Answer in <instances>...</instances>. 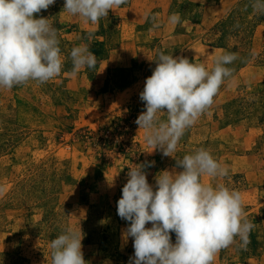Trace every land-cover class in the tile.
Returning <instances> with one entry per match:
<instances>
[{
	"label": "rangeland",
	"instance_id": "1",
	"mask_svg": "<svg viewBox=\"0 0 264 264\" xmlns=\"http://www.w3.org/2000/svg\"><path fill=\"white\" fill-rule=\"evenodd\" d=\"M64 3L55 0L35 14L58 29L62 74L0 89V264H50L49 242L79 225L87 264H129V222L117 214L129 167L150 165L153 186L161 171L182 170L161 151L147 153L135 123L146 110L139 94L156 66L149 58L160 51L208 68L218 54H238L228 65L235 82L225 81L175 155L203 147L228 165L221 182L243 193L255 224L246 251L230 246L214 264H264V15L251 9V0H128L90 25L64 12ZM172 13L181 24L167 23ZM81 43L97 66L73 77L69 53Z\"/></svg>",
	"mask_w": 264,
	"mask_h": 264
},
{
	"label": "clouds",
	"instance_id": "2",
	"mask_svg": "<svg viewBox=\"0 0 264 264\" xmlns=\"http://www.w3.org/2000/svg\"><path fill=\"white\" fill-rule=\"evenodd\" d=\"M54 3L0 0V89L11 90L29 82L44 84L62 74L58 29L49 18L35 15ZM127 3L65 0L63 11L85 24L97 25L109 10ZM249 6L264 15V0H251ZM151 21L154 28L161 26L155 16ZM167 23L181 24L180 14L169 15ZM86 35L91 40L94 31L90 28ZM69 56L73 77L97 66L96 55L85 43L74 46ZM238 58L234 52L218 54L211 68L163 51L155 59L149 58L156 66L139 94L146 110L135 123L151 149L146 152L161 151L163 156L175 158L182 170L161 171L153 186L145 171L150 165L129 167L117 201L118 216L129 222L124 238L133 239L134 256L129 264H214L218 254L230 246L247 250L255 224L247 218L243 193L221 182L229 176V166L203 147L179 159L175 155L186 131L213 105L225 81L235 82L234 69L228 65ZM114 177L107 180L110 185ZM171 233H175L174 243ZM83 238L80 225L64 227L48 244L50 264H87Z\"/></svg>",
	"mask_w": 264,
	"mask_h": 264
},
{
	"label": "trees",
	"instance_id": "3",
	"mask_svg": "<svg viewBox=\"0 0 264 264\" xmlns=\"http://www.w3.org/2000/svg\"><path fill=\"white\" fill-rule=\"evenodd\" d=\"M122 127L125 129L127 127H130V124L129 123H125V124L122 125Z\"/></svg>",
	"mask_w": 264,
	"mask_h": 264
}]
</instances>
